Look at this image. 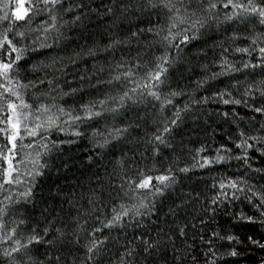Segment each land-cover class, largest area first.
I'll return each mask as SVG.
<instances>
[{
  "label": "trees",
  "instance_id": "1",
  "mask_svg": "<svg viewBox=\"0 0 264 264\" xmlns=\"http://www.w3.org/2000/svg\"><path fill=\"white\" fill-rule=\"evenodd\" d=\"M172 2L170 11L159 0H63L51 13L60 29L57 36L55 30L44 32L45 22L51 23L49 12L18 21L13 17L15 0H0V16H9L0 21V37L11 28L9 38L25 49L13 79L35 85L21 89L27 102L33 107L54 103L83 115L81 105L106 101L97 104L95 110L103 113L99 117L78 121V126L62 124L64 131L25 136L24 147L17 142L24 183L0 191V207H7L0 236L14 227L17 233L0 244V253L14 247L16 239L22 244L33 235L41 240L14 253L15 264H264V248L251 242L264 244V206L255 207V196L247 199L249 188L264 193V112L255 111L264 108V57L259 52L264 25L254 15L228 19L237 10L225 8L227 0H213L217 7L211 12L205 11L207 0ZM255 2L264 6L262 0ZM177 15L186 23L175 20ZM196 20L203 27L192 29ZM177 31L181 34L172 39ZM16 32L25 35L14 36ZM184 35L189 40L180 43ZM243 48L249 51H237ZM15 55L7 45L0 51L5 61ZM165 55L167 72L157 85L149 73L155 74ZM129 71L132 75L125 78ZM117 75L119 81L112 79ZM151 91L160 98L149 95ZM126 92L121 106L119 97ZM237 100L239 104L231 102ZM9 114L5 105L0 120ZM165 127L170 131L164 132ZM245 140L251 148L244 146ZM45 145L51 149L47 155ZM0 147H10L6 135L0 136ZM37 158L46 166L39 169L31 196L15 202L32 182L25 174L36 167L30 161ZM205 159L216 162L201 167ZM161 175L175 182L154 195L161 186L155 177ZM147 176L153 177V187L135 188ZM229 180H243L244 190L219 187ZM141 202L147 207L140 215L130 212L118 225L104 226L115 215L113 209ZM94 241L103 243L90 253ZM0 264L13 260L0 255Z\"/></svg>",
  "mask_w": 264,
  "mask_h": 264
},
{
  "label": "snow or ice",
  "instance_id": "2",
  "mask_svg": "<svg viewBox=\"0 0 264 264\" xmlns=\"http://www.w3.org/2000/svg\"><path fill=\"white\" fill-rule=\"evenodd\" d=\"M27 2L28 6L25 7V3ZM150 3H152V0H149ZM160 3L164 4V7L169 8L170 11L173 10V2L172 0H159ZM180 3H192L194 0H179ZM200 3H205L206 0H199ZM63 3V0H15V10L13 12V17L15 20H25L26 18L31 20L30 13L32 15H35L39 12L47 11L50 13V19L51 23H46V27L44 28L45 33H51L53 30L57 33V36H59L60 29L57 27L56 24V16L51 15V13L54 12L57 5H60ZM208 7L205 9V11H214L217 7V4L213 2V0H207ZM262 3H264V0H262ZM41 4L44 5V7H41ZM4 7H7V3L3 5ZM51 6V7H48ZM152 6H155L153 4ZM225 8L231 6L234 10L233 14L231 16H228V19H232L234 16H256L259 19V23L264 25V6H261V4H257L255 0H247L246 3L241 2V0H227V3L223 5ZM177 13H179V9H175ZM194 16L195 13H192ZM9 16L7 13H5L3 16H0V21L8 20ZM80 17L77 16L76 20H79ZM175 20H177L180 24L186 23V20L179 15L175 17ZM75 22V21H73ZM200 24L201 27H203V24L201 21L196 20L191 23L190 27L192 29L196 28V25ZM60 27H63L61 25ZM173 28L177 27L176 23L172 24ZM11 31V28H8L5 33L0 37V51L5 50V46L7 45L10 48L11 53H15V58L11 61H5L3 59H0V81H4L6 83H0V89L3 91H0V101H3V103H0V109H4L6 105V110L9 111V115L4 119L0 120V124H4V127H0V136L6 135V139L8 141V144L10 147H6V150L4 147H0V191L5 190V185H19L24 183V181L21 179V170L20 165L24 163L23 160H17V149H18V141L20 143V147H24L22 144L24 137H36L40 135L43 131L48 129L57 128L60 131H64L65 129L61 127L62 124H71V125H77L78 121L83 120H91L95 117L101 116L103 113L102 111H96L97 104L104 105L106 103L105 100H99L94 101L90 104L81 105V109L83 111V115H73V110H66L63 107L57 106L56 104H44L39 103L35 107H33V104L27 102L24 98V95L21 91V89L28 88L29 86L35 87L34 84L32 85H24L21 84L18 80L13 79V74L17 72L16 64L18 61L23 59V53L25 49L23 48H17L15 44L13 43V39H10L8 36V32ZM185 32L188 31V29L184 30ZM181 33L180 31H177L175 36H172V39H175L176 36H179ZM24 32H16L14 33V36L24 37ZM171 35V32H170ZM47 38V37H45ZM194 38V37H193ZM166 40L169 39V37H165ZM189 40L188 35L183 36V40L180 41V43L187 42ZM169 43H171V40H169ZM255 43V41H254ZM42 46H50V45H42ZM177 48H179V44L175 45ZM237 51L240 52H248L249 50L247 48L243 49H237ZM259 52L262 57H264V47L259 48ZM90 55H94V53H89ZM162 60L161 64L157 65V71L153 75L152 73H149V77L151 80H154L156 84L162 83L161 77L167 72V68L164 67L165 63H168V57L165 55L164 57L160 58ZM227 63V61H225ZM262 64H264V60H262ZM261 65H250L245 64L244 67H258ZM231 68V66H229ZM235 70V69H232ZM132 73L126 72L124 73V77L127 78L131 76ZM83 79V77H81ZM112 79L119 81L121 79L120 75L114 76ZM112 80H109L108 83H111ZM40 83H44V81H40ZM48 83L51 85L52 81H48ZM155 85H144L143 87H154ZM139 87V85H138ZM77 91L76 89H73V92ZM133 92L136 91V89H132ZM15 98L14 100L7 99V96ZM151 96H154L156 99H159V95L155 91H151L148 93ZM264 95V92L261 93ZM67 95V93H66ZM173 95H177V93H173ZM223 93H221V96ZM128 96V93L126 92L124 96L119 97V100L121 102V106H123L124 98ZM53 99H55L53 97ZM110 99L115 100V97H112ZM167 103H171V100L166 101ZM232 103L239 104L240 101H231ZM223 103L228 104L230 103L229 100H224ZM55 109V111H53ZM110 111H116V109H106ZM256 112H264V108H256ZM179 112L176 113L177 119H179ZM227 115V113H225ZM61 117H67V120H61ZM32 121L31 124H29V121ZM173 124L176 123V120L172 121ZM78 126V125H77ZM120 130L118 129L117 132ZM170 129L168 127L164 128V132H169ZM74 135L79 136L81 135L80 132L76 131L74 132ZM241 136L244 135L243 132L240 133ZM155 139L157 141H160L161 143H164L162 136H156ZM251 139H255L254 137ZM108 141H105V144ZM68 143H72V141H68ZM104 145H100V147H103ZM244 146L246 148H251L252 145L247 143V140L244 141ZM27 147H32L31 144L27 145ZM45 152L44 155H47L51 149L48 148V145H45ZM57 145L55 143L52 144V148H56ZM238 147H241V145H238ZM203 151V149H201ZM37 156L39 157L40 154L38 153ZM239 158V157H238ZM218 160H223L224 157H218ZM32 165L36 166L33 170L28 171L25 175L32 178V182L28 183L27 188L25 191L20 192L18 194V199L15 202H19V199H27L32 194V187L34 186L35 177L42 174V172L39 169H43L46 165L41 164L39 161V158L34 159L30 161ZM216 161L213 160H207L205 159L203 164H201V167H204L208 164L214 163ZM181 171H188V169H181ZM155 180L160 182V187L155 188L154 195H162L164 189H167L171 183L175 182V178L168 175H161L155 177ZM153 177L147 176L144 179H142L139 183L135 185V188L137 189H151L153 187L152 184ZM243 180H229L227 184L220 183L219 187L221 189H224L225 187H230L237 189V191H243L244 189L240 186L243 184ZM249 192L252 193L251 196H248L247 199L249 202L252 201V197L255 196L258 200V203L255 204V207L259 209L260 207L264 206V193H257L252 192V189H248ZM234 198H238L235 196V193H233ZM219 196L216 197L215 200H213V203H216L217 200H219ZM5 200L9 201V203H12L10 196H6L4 198ZM147 205H145L143 202H141L138 206L134 205L132 208H127L124 205H120V210L117 211L116 209H113V212L115 215L112 217L111 220H109L104 226L105 227H114L118 225L124 217L129 216V213H133L134 215H140V209L146 208ZM7 214V207H0V232H4L5 224H4V216ZM261 215H264V213H261ZM241 219H244V217H241ZM247 220L249 222H253L251 217H248ZM20 224H23V221L19 222ZM95 231H100V229H96ZM17 228H11L9 231H7L5 234L0 236V244L6 243L7 241H12L13 238L16 236ZM214 235H218V233H214ZM227 239L229 241L236 240L238 242L237 237L228 236ZM251 241V238H249ZM41 238L38 236L33 235L30 239H28L27 243L22 244L20 240L16 239L14 240V247H11L10 250H4L0 255L9 257L13 260V264H15V257L13 256L14 253H20L22 250H26L28 246L34 242L38 243L40 242ZM254 244H258L261 248H264V244H260L258 241H251ZM103 241H94L91 246L88 247V251L91 253L94 249H97L98 244H102ZM230 255L235 256L237 253L235 251H232ZM91 259V257H89Z\"/></svg>",
  "mask_w": 264,
  "mask_h": 264
}]
</instances>
